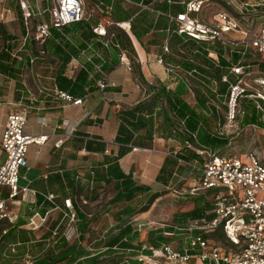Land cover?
Masks as SVG:
<instances>
[{
  "label": "built area",
  "instance_id": "2783aa9c",
  "mask_svg": "<svg viewBox=\"0 0 264 264\" xmlns=\"http://www.w3.org/2000/svg\"><path fill=\"white\" fill-rule=\"evenodd\" d=\"M7 1H16L21 11L25 33L16 39L5 38L0 49L18 61H22L26 55L29 63L34 62L35 56L27 46L29 40L44 44L51 36V29L60 30L74 23L90 22L94 18V11L86 9L83 0H43L46 5L42 10L35 5L36 0H0L2 21H5L6 15L11 12L10 7L5 6ZM221 1L222 4L219 3ZM181 3L184 8L174 14L157 11L158 14L165 15L173 27L168 28V35L161 44V53L156 55L155 62L162 67L168 77L184 83L192 96H195L188 81V76L195 75V69L189 71L179 64L168 61L169 58H182L183 53L180 49L179 51L173 49L170 38L177 35L184 41L192 39L204 43L206 57L215 66L220 65L218 53L230 64L228 73L220 77V82L226 85L223 94L218 89V82L214 78L206 77L210 82L207 85L208 92L205 91V94L208 93L205 102L208 114L213 111L219 113L220 108L214 100L222 98L225 105L224 119L231 123L239 115L240 99L251 96L253 97L251 101L260 114V121L263 124L261 128L264 130V95L255 90L264 87V70L259 67V62L264 63V0H184ZM210 4L223 7L209 18H204L202 12ZM37 15H46L47 18L35 22L34 17ZM120 24L109 20L97 21L91 24V30L105 48L117 51L118 63L124 66L126 71L131 72L132 61L126 49L114 41L115 32L111 29L112 25L124 30L129 29L123 28ZM233 33L238 35L233 36ZM12 45H17L16 49H11ZM233 53L239 58L232 64ZM247 54H250L251 59L245 63ZM185 60L194 62L191 56ZM198 78L206 86L203 78ZM247 80L251 82L255 92H248L250 85L247 84ZM137 81L138 88L143 94H147V85L150 84ZM97 84L100 89L107 86L102 80ZM110 85L116 86L114 82ZM57 95L73 105L82 104L81 97L74 98L63 91H57ZM26 121L27 112L24 109L9 113L1 134L0 187L7 189V195L0 196V223L7 221L15 224L18 220L19 215L8 207V203L17 201L27 194L35 195V191L22 185L20 179L23 176L22 172L28 169V146L32 143H43L45 136L26 134L24 131ZM61 143L62 140H58L55 147H59ZM184 146L193 149L201 158L200 161L191 162L177 158L178 164H185L188 169L198 174L195 182L187 186L186 193L196 194L199 191L214 190L212 207L204 211L200 217L188 220L178 229L182 231L180 234H184L181 249L174 246V241L169 242L159 248H149L150 254L138 255V260L142 264H160L158 261L160 258L169 264H264V163L261 158L251 151L240 155L218 154L194 147L188 139L184 140ZM171 153L175 156L176 150ZM90 173L93 176V172ZM89 183L92 184V180ZM171 190L175 196L183 193V189L172 187ZM55 197L56 195L52 193L44 194L45 200L53 204L52 208L61 210L63 217L68 220L63 236L67 240L76 238L78 218L72 200L65 198L62 209L54 204ZM49 212L50 210H47L41 214L34 211L27 218L26 228L38 230L43 227L50 218ZM6 231L2 230V233L5 234ZM53 234L55 235L56 231ZM11 249L14 251V245ZM22 264H35V259L26 254Z\"/></svg>",
  "mask_w": 264,
  "mask_h": 264
},
{
  "label": "crops",
  "instance_id": "0c3cea01",
  "mask_svg": "<svg viewBox=\"0 0 264 264\" xmlns=\"http://www.w3.org/2000/svg\"><path fill=\"white\" fill-rule=\"evenodd\" d=\"M83 1L86 9L94 11V18L90 22L74 23L60 30L51 29V36L44 44L29 40L27 46L35 56L33 63H29L26 55L23 56L22 61L9 56V60L4 62L2 60L3 63H8L4 73L0 72L1 77L4 76L3 80L0 79V107L4 105L8 108L6 118L11 112L24 109L27 112L25 133L31 136H45L43 143H32L38 146L36 153L40 157L37 160H29L27 151L28 169L24 171L20 182L34 190L35 195L27 194L17 201L8 203V207L19 215L18 220L19 218L25 220V224L30 215L27 213L23 215L20 209L25 206L27 209L38 211L36 209L38 194L43 197L47 193L55 194L54 204L62 209L63 200L70 198L76 213L82 212L90 216V213L85 212L78 205L76 189H83L88 184L89 187L92 186L90 188L91 190L93 188L92 192H95V199H104L105 196L110 199L116 194L114 188L116 178L113 174L118 171L131 174L135 185L149 187L147 192H155L158 187L155 184L159 183L157 176L160 168L168 157H174L170 150L180 145L175 139L161 137V133L160 135L154 133L151 137L146 136V127L132 133L121 130L123 124L121 114L125 110L135 109L152 100L155 92L151 88V82L171 90L175 89L178 82H181L168 77L162 67L155 62V57L161 53V44L170 28L167 17L158 14L157 11L174 14L184 8L181 3L184 0H109L108 4L103 0ZM115 2L130 12L127 20L118 21L113 17L112 7ZM35 3L42 8L46 5L43 0H36ZM5 6L10 7L11 12L6 15L5 21L0 19V46L5 38L16 39L25 33L21 11L16 1H7ZM213 7L212 10L208 9L210 14L223 6L216 7L213 4ZM104 13L109 15H103ZM144 14L149 19L154 18L153 22L157 19L161 20L165 26H160L158 29L150 28L138 39L131 31L132 24L138 28L141 16ZM46 18V15H41L34 17V21L40 22ZM106 20L123 23L125 27L129 24L128 30L120 28L123 32L120 33L119 29L114 31V41L120 43L122 40L124 42V45L120 43L122 48L126 49L128 54H132L133 72L126 71L124 66L118 63L117 51L105 48L92 32L91 24ZM16 22L19 23L18 26ZM232 35L237 36L238 33ZM133 38L136 41H133ZM125 42L129 43L131 52ZM137 43L143 58L135 46ZM12 47L11 49H16L17 45ZM11 60H14V64H11ZM13 76L19 78L15 81L14 90L11 92ZM101 80L107 83L103 89H100L97 84ZM137 80L150 84L147 85V94H143L138 88ZM111 82H114L116 86H111ZM57 91L66 92L74 98L81 97L82 104L73 105L61 99ZM190 95L192 96L191 93ZM192 97L195 98V96ZM29 113H31V119L38 125L35 132L26 131ZM5 124L6 119L3 130ZM155 126H157L156 123ZM58 140H62V143L59 147H55ZM93 170L96 172V179L90 184L88 174L91 175L90 172ZM107 171H110L111 176L105 175ZM29 172L31 178L28 176ZM108 177L111 178L106 181L105 178ZM180 179L183 177L179 176L178 181ZM37 180L42 181L43 184H37ZM170 182L172 183V179ZM42 188H46V191H42ZM79 194L82 203L88 205L91 199H86L81 196V193ZM49 210L50 218L47 223L38 230L29 231L51 230L50 226L54 222V216L51 213L56 211L61 213L60 219L57 223L55 222L56 228L65 221L62 232L65 233L68 220L63 217V212L53 208ZM80 222L81 219L78 216L76 227ZM25 224L23 226L27 229ZM147 234L148 231L144 237L141 235L140 237L145 239ZM77 238L66 239V241L72 242ZM21 243L24 244L27 241H18L13 244L14 250ZM142 248L149 250V253L140 254L141 256L150 254L148 247L143 245ZM127 252L130 251L127 250ZM127 257L135 258L130 254ZM158 261L160 264H169L162 258Z\"/></svg>",
  "mask_w": 264,
  "mask_h": 264
},
{
  "label": "rangeland",
  "instance_id": "374dc122",
  "mask_svg": "<svg viewBox=\"0 0 264 264\" xmlns=\"http://www.w3.org/2000/svg\"><path fill=\"white\" fill-rule=\"evenodd\" d=\"M222 4V1L219 2ZM37 6V5H36ZM39 10H42L41 6H37ZM202 12V16L204 18H208L211 14L209 13V10H212L213 4L206 7ZM108 16L109 14H103ZM39 16V15H37ZM36 16V17H37ZM38 19V18H35ZM109 19V18H105ZM16 26L19 25L18 22L15 23ZM32 25V22L31 24ZM22 26V24H21ZM111 29L113 31H116L119 29V32H123L120 27L116 25H112ZM156 36V33H154ZM123 36V35H122ZM124 37V36H123ZM125 38V37H124ZM151 38V37H150ZM160 38V37H159ZM160 42V40L158 39ZM158 42V43H159ZM128 50L131 52V48L129 47V43L125 42ZM177 42H172V47L176 45ZM146 45H148L146 43ZM2 49H0V55ZM130 59H132V54H128ZM201 57V54H198ZM249 57V56H248ZM7 60L9 59L6 58ZM251 59V58H249ZM177 61H184L182 58H175ZM11 64H14V60H11ZM1 73H4V71L0 70ZM133 72V71H132ZM254 76V74H252ZM4 78L1 77L0 79ZM19 77L13 76L12 86H11V92L14 90V84L15 81ZM3 80V79H2ZM6 80V79H4ZM8 80V79H7ZM6 80V81H7ZM188 81L190 84L191 89L194 91V95L196 96V92H201L205 94V87L202 84V82L199 80L197 75L188 76ZM247 84L250 85V89L248 92H255L254 87L251 86V82L247 80ZM256 92H260L264 95V87L263 88H255ZM208 94V93H206ZM187 102L192 105L196 106V100L193 98L189 90L184 94L183 96ZM253 97L248 96L245 98L240 99L239 103V115L237 116V119L233 122H226L224 119V113H225V105L220 102V100H214L219 106V113L217 115H222L221 120L219 121L218 118L216 121L219 123H213L209 130L213 132L214 134H217L220 137H224L226 139V144L219 146L215 148L213 151L218 154H236L240 155L243 152L251 151L257 154L261 161L264 163V130L260 126L257 125H241L240 122L245 123L246 121H250V107L245 105L246 103L249 104V102H252ZM222 101V100H221ZM241 104H244L241 106ZM244 110V114H243ZM8 113V108L6 106L0 107V138L1 134L3 132V123L5 122L6 115ZM28 124L26 126V131H36L38 128V125L36 124L35 120L31 119V113L28 114ZM161 117L157 116L156 118V124L160 122ZM38 146L31 144L28 147V157L29 160H37L40 155L36 153ZM171 161V159H170ZM173 161V160H172ZM171 161V162H172ZM24 173V171L22 172ZM175 173L172 177V183L170 182V178L167 179V175L164 174L165 179H167L168 185H171L170 188H165L163 182L159 181L158 184H155V186H158L156 191L153 193H149L147 191H136L134 194L126 195L124 199L116 201L112 198L108 199L107 196H105L104 199H91V201H88V205H84L82 203L81 196L84 198H88L89 196H94L95 192L93 193L90 191V187L88 184L86 187H83V189H76L77 190V203L78 205L85 210V212L90 213V216H87L88 224L86 229L81 233H78L77 239L75 241H69L66 242L68 245L74 246V253L81 248L87 250L88 253H91L92 257L91 259H87L90 261H86L84 259V264H115L117 261L113 260L111 256H123V255H129L131 252L122 251L118 248H113L112 250H107L106 243L113 239L118 233L119 228L126 223L127 221H130L132 223V228L136 229L138 233V239L133 241L134 246H138L140 242H143L147 245L149 234L144 238L146 231L151 232L150 237H156L159 234L158 232H162L165 230H170V228L175 227V225H184L187 220L186 216H181L182 213L192 210L193 208H197L200 211H206L209 210L212 207V196L214 194V190H204L199 191L196 194H188L186 193L187 186L190 184H193L195 180L198 177V174L190 169H178L175 170ZM29 178H31V173L28 174ZM179 176H182L183 179L178 181ZM39 180V179H38ZM37 184H43L42 181H38ZM177 180V181H176ZM174 181H176L174 183ZM21 182V179H20ZM41 182V183H40ZM48 185V184H47ZM172 187L178 188L180 190L183 189V193H180L179 195L175 196L172 194ZM42 191H46V188H42ZM0 193H2L1 197H6L7 195V189L0 187ZM61 193V192H60ZM158 194V197L154 199V201L150 204L148 210L141 211L145 204L148 203L149 199L152 198L153 195ZM124 208H130L133 210V213L128 215L123 213L122 215L119 213ZM23 210V211H22ZM20 212L25 215L28 210L25 206L21 207ZM54 216V222L50 226V229L52 230H41L32 232L28 229H25L23 224H10L7 221H3L0 224V264H22L24 262V258L26 257V254L30 255L31 257L38 258L40 255L45 253L47 249H51L54 256H58L60 252H62L63 247L60 245V242H62V232L64 231V224L65 221L62 222L59 228H56V223L61 217V213L59 212H52ZM57 220V221H56ZM56 222V223H55ZM7 230L6 234L2 233V230ZM57 231V233L54 235L53 232ZM177 232L176 230H174ZM157 234L155 235V233ZM179 233H182V231H178ZM133 233V232H132ZM141 235V237H140ZM172 235V234H170ZM183 235L174 237V246H177L179 249L182 247L183 243ZM46 238V239H45ZM48 238V239H47ZM144 241H143V240ZM142 240V241H141ZM21 241L27 243L19 244L17 247H15V250L13 251L12 245L16 242ZM56 242V243H55ZM136 247V248H137ZM65 248V247H64ZM140 248V247H139ZM28 249V251H26ZM134 253V252H132ZM127 258V256L125 257ZM53 264H69V261L62 259L58 262H55Z\"/></svg>",
  "mask_w": 264,
  "mask_h": 264
},
{
  "label": "trees",
  "instance_id": "16d2710c",
  "mask_svg": "<svg viewBox=\"0 0 264 264\" xmlns=\"http://www.w3.org/2000/svg\"><path fill=\"white\" fill-rule=\"evenodd\" d=\"M105 3H109V0H103ZM113 17L117 19L118 21H124L129 18V11L127 9H123V7L118 3L115 2L113 4ZM154 18H150L146 16V14L141 16V19L138 24V28H136L132 24V33L140 39L141 36L149 31L150 28L158 29V27L163 26V22L161 20H158L153 22ZM165 26V25H164ZM170 27H173V25L170 24ZM133 41H136L133 38ZM177 42L176 45L173 47V49L179 51L182 50V59L184 61H177L175 58H169L168 61L171 63L179 64L186 70H193L195 69V75L198 77H202L205 81L204 87H206V90L208 92V80L206 77L214 78L218 82V89L220 93H224L226 89V85L224 83L220 82V77L223 74H227L229 70V63L221 56L220 53H218L219 58V66H215L207 57L206 53L203 50V47L205 46L204 43L195 41V40H188L184 41L181 37L177 35H173L170 38V45L172 42ZM120 43L124 45V42L120 40ZM143 58V53L141 51V48L139 47L138 43L135 45ZM172 46V45H171ZM197 50V51H196ZM0 55V70L5 71L6 70V63H3L6 58H8V54L1 51ZM198 54H201V57ZM193 59L194 62H190L188 60H185L186 57H190ZM249 56V57H248ZM239 56L235 53L232 54L231 63H236ZM250 58V54H247L245 63L248 62ZM3 60V62H2ZM9 60V59H8ZM253 63V62H251ZM260 69L264 70V63L259 62ZM232 79V76H230ZM151 88H153V91L155 94L152 95V100L150 102H147L145 104H142L141 106L135 107V109L132 110H125L121 114V130L127 131L132 133L133 131H136L139 128L146 127L147 132L146 136H152L154 133L156 135H160L161 137L165 138H172L179 142L180 145H178V148H172L170 151L173 152L176 150V155L171 158H167L165 164L160 168L159 174L157 176V181H161L165 183L164 185L168 186L167 181L168 178L173 179L172 177L175 173V170L178 169H187V166L185 164H178L177 158H180L183 161L191 162L194 160H201V158L198 156V154L191 148H187L184 146V140H190L194 147L197 148H204L207 150L213 151L215 148L225 145L226 139L224 137H220L217 134H214L209 130L210 126L213 123H219L217 120L220 121L222 115H217L215 111H213L211 114H208L207 106L205 105L206 102V94H203L201 92H196L195 100H196V106L190 105L187 100L183 97L185 94V91L187 90L186 85L182 82H178L175 89H166L165 87H160V85L157 83L156 85L152 84L151 82ZM222 100V98H221ZM220 100V102H222ZM244 104H241L243 106ZM248 107H250V121H246L245 123H241V125H257L262 127L263 124L260 121V114L257 112L254 104L252 102H249V104H245ZM243 110V114H244ZM157 116L161 117L160 122L157 123V126H155L156 118ZM171 159V161H170ZM93 176L88 174V180H92V183L96 179V172L93 170ZM110 171H107L105 175H109ZM164 174L167 175V179H165ZM171 174V175H170ZM95 176V177H94ZM111 176V175H109ZM114 178H116V182L114 184V188L116 189V194L113 197L116 201L124 199L126 195L134 194L136 191H147L149 190V187H142L135 185L133 180L131 179V174H125L121 171L114 172L113 174ZM111 177L105 178L106 181L110 179ZM92 186H90L91 188ZM93 190V188H92ZM90 189V191H92ZM94 193V192H93ZM158 197V194H155L152 196V198L149 199L148 203L145 204L144 208L141 211L148 210L150 204ZM94 196H89L88 199H94ZM39 206V207H38ZM36 209L41 213H45L47 210L53 207V204L47 200L44 199L43 195L38 194L36 197ZM28 215L33 214V209H27ZM120 214H132L133 210L130 208H124L119 212ZM204 211L198 210L196 207L193 208L190 211L182 213L181 216H186V220L194 219L200 217ZM77 218L81 219L80 224H78V232L82 234V232L86 229L88 224L87 216L83 214L82 212H77ZM208 216V215H207ZM210 216V215H209ZM208 216V217H209ZM17 224H25V220H22L19 218L17 220ZM184 225H175V227H171L170 230H165L162 232H157L158 236L156 237H150L151 232H149V239L148 243L149 245L146 246L145 243L140 242L138 246H134L132 244V241L138 239V233L136 232V229L132 228V223H124L121 228H119V233L111 240H109L106 243V249L112 250L113 248H118L122 251L129 250L131 253L130 255L135 257H127V255L123 256H111V258L117 263L115 264H142L140 260H138L137 256L140 254H147L149 253V250L143 249V245H145L148 248H159L162 244H166L169 242L174 241V237L180 236L181 234L178 232L180 227H183ZM176 230L177 232H175ZM133 232V233H132ZM170 233L172 235H170ZM62 242H60V245L63 247L62 252L58 256H54L51 249H47L45 253L40 255L38 258L35 259V264H53L55 262H58L62 259L68 260L69 264H84V259L86 261H90L87 259H91L92 254L88 253L87 250L81 248L77 251V253H74V246L68 245L66 242V238L62 236ZM56 243V242H55ZM65 247V248H64ZM137 247V248H136ZM134 252V253H132ZM83 257V258H81Z\"/></svg>",
  "mask_w": 264,
  "mask_h": 264
},
{
  "label": "bare ground",
  "instance_id": "6f19581e",
  "mask_svg": "<svg viewBox=\"0 0 264 264\" xmlns=\"http://www.w3.org/2000/svg\"><path fill=\"white\" fill-rule=\"evenodd\" d=\"M127 24H128V23H127ZM120 25H121L123 28H127V29H128V27H129V24H128V26H126V27L123 26V23H121Z\"/></svg>",
  "mask_w": 264,
  "mask_h": 264
}]
</instances>
